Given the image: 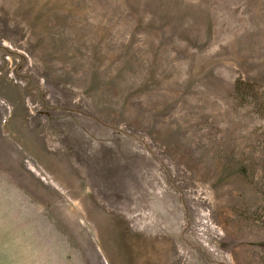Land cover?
Masks as SVG:
<instances>
[{
	"label": "rangeland",
	"instance_id": "rangeland-1",
	"mask_svg": "<svg viewBox=\"0 0 264 264\" xmlns=\"http://www.w3.org/2000/svg\"><path fill=\"white\" fill-rule=\"evenodd\" d=\"M0 264H264V0H0Z\"/></svg>",
	"mask_w": 264,
	"mask_h": 264
}]
</instances>
